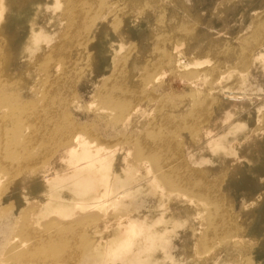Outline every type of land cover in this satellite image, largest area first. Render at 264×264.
Segmentation results:
<instances>
[{"label":"rangeland","instance_id":"obj_1","mask_svg":"<svg viewBox=\"0 0 264 264\" xmlns=\"http://www.w3.org/2000/svg\"><path fill=\"white\" fill-rule=\"evenodd\" d=\"M55 1L32 50L0 37V264H100L143 224L152 264H264V0L105 1L77 20ZM78 132L106 177L73 192L90 164L44 166Z\"/></svg>","mask_w":264,"mask_h":264},{"label":"bare ground","instance_id":"obj_2","mask_svg":"<svg viewBox=\"0 0 264 264\" xmlns=\"http://www.w3.org/2000/svg\"><path fill=\"white\" fill-rule=\"evenodd\" d=\"M59 1V0H58ZM107 1L110 3L113 1V3L115 4H118V5H121L123 4L126 0H70V3H68V0H64L62 1L63 2V6H64V12L62 13L63 16H66V18H70V19H74V20H77V19H81V17H83L84 15H89L91 13H87L86 12V9L88 7H83L80 9L81 5H88L90 3L92 4H102L104 6V2ZM129 1V0H128ZM56 2L55 0H0V37L2 35H6V34H9V30H11V28L15 27L18 29L17 31V34H16V37H15V43H17L19 45V48L17 49V51L19 50L20 53L22 52H25V51H30L33 49V46L35 44V42H32L33 40L35 39H39L40 37L42 36H38L37 35V31L39 30L40 28V16L42 17V15L45 16V21H46V24H50V21L52 18H54L55 15L58 16V14L56 13L57 11H54L53 10H49V8H45V9H42V4L44 6H52V4ZM60 2V1H59ZM62 2H61V5H62ZM68 3V4H67ZM60 4V3H58ZM106 5V4H105ZM133 5V3H132ZM43 6V7H44ZM109 7V6H108ZM113 7V6H112ZM121 7V6H120ZM72 10H69L71 9ZM126 8V7H125ZM128 8V6H127ZM126 8V9H127ZM123 9V8H122ZM108 9L106 8L105 11L103 12H99V11H94L93 14H96L97 16L100 17V19H103V20H108L109 19V13H107ZM113 11V10H112ZM62 12V11H61ZM130 19V23H132V20L130 17L131 15L127 12H122V16L125 17V16ZM125 17V18H126ZM92 18V17H91ZM126 18V19H127ZM131 25V24H130ZM175 25V24H174ZM98 26V25H97ZM97 26L96 28V31L94 30V32H98L97 30ZM103 26V24H102ZM106 27V25H105ZM122 27V26H121ZM120 27V28H121ZM100 28V27H99ZM110 28V27H109ZM44 29V28H42ZM47 28H45L46 30ZM45 30H43V32H45ZM48 30V29H47ZM100 30V29H99ZM108 30V29H107ZM14 32V30L12 31ZM49 32V31H48ZM104 32V31H103ZM47 34V33H45ZM94 34V33H93ZM104 35V34H103ZM44 36V35H43ZM94 36V35H93ZM102 36V35H101ZM92 37V36H91ZM105 38V37H104ZM102 37V39H104ZM9 39V38H8ZM95 39V38H94ZM109 40L112 39V37H109L108 38ZM48 41V39L46 40ZM98 43L100 41V38L99 40L97 39ZM102 41V40H101ZM100 41V43H101ZM4 42V41H3ZM48 43V42H46ZM99 43V44H100ZM3 44V43H2ZM45 43H41V46L44 45ZM6 45V44H5ZM47 45H45L46 47ZM102 54H103V65L105 68H109V64H110V61L111 58H112V55H113V52H114V46H110L108 45V43H105V44H102ZM5 47L4 45L0 47V54H1V59H2V62L4 61V48ZM47 49V48H46ZM41 50V48H40ZM98 50V48H97ZM45 51V50H44ZM4 52V53H3ZM40 52V51H39ZM38 52V54H39ZM43 52V51H41ZM46 52V51H45ZM98 56H99V51L97 52ZM43 54V53H42ZM4 55V56H3ZM32 56V55H31ZM36 56H38L36 54ZM97 56V57H98ZM260 58H262L260 55H258ZM7 58V57H6ZM5 58V59H6ZM17 58V57H15ZM35 58V57H33ZM259 59V58H258ZM263 59V58H262ZM15 60V59H14ZM21 60V59H19ZM18 61V60H16ZM23 62V60H22ZM31 62V61H30ZM40 62V60L38 61ZM21 63V62H19ZM33 63V62H32ZM31 63V64H32ZM177 65H179V67L181 68L183 66V64L179 61V59L177 60ZM1 65V64H0ZM15 65V64H14ZM20 65V64H19ZM16 66V65H15ZM25 66V65H24ZM30 66V65H29ZM18 67V66H17ZM36 67V66H35ZM38 67V66H37ZM21 69V68H20ZM16 72V71H15ZM23 72V71H21ZM28 72V71H27ZM26 73V72H24ZM1 74V72H0ZM18 74V73H17ZM29 74V73H28ZM33 74V73H32ZM2 75V74H1ZM15 75V74H14ZM20 75V74H18ZM27 75V74H26ZM4 77V76H3ZM27 77V76H26ZM10 78V77H9ZM23 78V77H21ZM51 78V77H50ZM14 79V78H13ZM24 79V78H23ZM26 80V79H25ZM11 81V80H10ZM23 81V80H22ZM28 82V81H27ZM8 83V82H7ZM18 85V84H17ZM13 88V87H11ZM12 91V90H11ZM224 94V93H223ZM6 99V98H5ZM7 103V102H6ZM6 109V108H5ZM8 109V108H7ZM136 109V108H135ZM134 109V110H135ZM4 110V109H3ZM140 110V109H139ZM138 110V111H139ZM6 111V110H5ZM137 111V109H136ZM17 112V111H16ZM135 112V111H134ZM141 112V111H140ZM138 113V112H137ZM214 119V118H213ZM10 120V119H8ZM219 120V119H218ZM221 120V119H220ZM5 121V117L1 118V123H3ZM12 122V121H11ZM216 122V121H215ZM231 123V121H230ZM210 123H207V126L205 127L204 129V137L203 139L205 141H207L209 138V133H213V132H216V129L214 126H213V130L211 129V126L209 125ZM221 126V125H220ZM203 129V128H202ZM223 129V125H222V128ZM225 129V128H224ZM227 131V129L225 130ZM79 133V132H78ZM214 134V133H213ZM212 134V135H213ZM216 134V133H215ZM81 134L79 133L76 134L71 138V140H69L68 144H66L65 146H58L57 148H55L54 152H52L50 155H48V158L46 159L47 161V165H45L44 167H48V166H51L52 164H67L69 163L70 165L72 166H76V165H82V164H90L89 166H86V171L84 173L82 172H78L77 170H73L71 173L70 176H67L68 178V181L72 184V188H70L71 191L73 192H76V188L75 186L76 185H79V184H82L84 183V180H94L95 182L97 183H101L105 180V171H106V168L104 167L105 164L102 163L101 161V158L99 154H97V152L99 151V149H95V150H98V151H95L93 152L89 147V146H86L85 142L82 141V135L80 136ZM217 135V134H216ZM215 135V136H216ZM255 135V134H254ZM214 136V135H213ZM252 136V135H251ZM251 136L248 137V139L251 140ZM253 137V136H252ZM257 138V136H255ZM201 139V138H199ZM211 139V138H210ZM247 140V139H246ZM201 142V141H200ZM208 142V141H207ZM207 142H203V145L205 144L207 146ZM245 141L241 142V143H244ZM88 144V143H87ZM212 144V143H211ZM247 144L248 143V140H247ZM254 144V143H253ZM212 146V145H210ZM234 146V145H233ZM246 148L249 149V147H247V145L245 146ZM211 148V147H210ZM245 148V149H246ZM208 149V148H207ZM210 150V149H208ZM257 149V148H256ZM247 150V149H246ZM261 150V149H260ZM263 150V149H262ZM258 151V150H257ZM264 151V150H263ZM211 152V150H210ZM212 153V152H211ZM210 154V153H208ZM247 154V153H246ZM211 155V154H210ZM248 155V154H247ZM251 155V154H250ZM213 157V155H211ZM252 156V155H251ZM253 158V157H252ZM86 160H89V161H86ZM250 160V159H249ZM98 164H96V162H98ZM256 163H264V159L261 160V159H257V160H254ZM232 175V174H231ZM24 188V187H23ZM84 192H88L89 193V197H88V200H91V202H94L96 201L99 197H103L105 195L108 194L109 192V186H107L106 188L104 189H96L95 188H88L87 190H85ZM217 193L218 190H217ZM218 195V194H217ZM219 196H221L219 194ZM222 203H220V201H215L213 203V206L215 208H219L221 206ZM224 206V205H223ZM116 232H118V229L115 230ZM115 235V234H114ZM114 237V236H113Z\"/></svg>","mask_w":264,"mask_h":264},{"label":"clouds","instance_id":"obj_3","mask_svg":"<svg viewBox=\"0 0 264 264\" xmlns=\"http://www.w3.org/2000/svg\"><path fill=\"white\" fill-rule=\"evenodd\" d=\"M155 228L154 224L140 225L135 233L139 246L131 244L109 246L104 249L100 264H152V256L156 252H163ZM160 264H164V261Z\"/></svg>","mask_w":264,"mask_h":264}]
</instances>
